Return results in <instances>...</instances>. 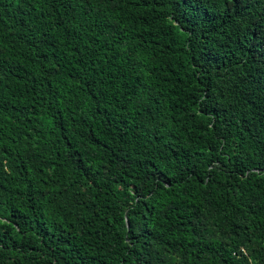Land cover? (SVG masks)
Instances as JSON below:
<instances>
[{
	"label": "trees",
	"instance_id": "obj_1",
	"mask_svg": "<svg viewBox=\"0 0 264 264\" xmlns=\"http://www.w3.org/2000/svg\"><path fill=\"white\" fill-rule=\"evenodd\" d=\"M0 264H264V0H0Z\"/></svg>",
	"mask_w": 264,
	"mask_h": 264
}]
</instances>
